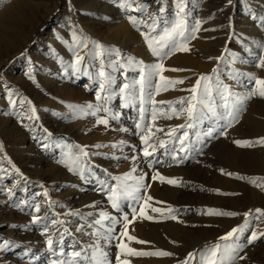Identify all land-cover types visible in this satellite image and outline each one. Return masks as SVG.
I'll list each match as a JSON object with an SVG mask.
<instances>
[{
    "label": "rangeland",
    "instance_id": "obj_1",
    "mask_svg": "<svg viewBox=\"0 0 264 264\" xmlns=\"http://www.w3.org/2000/svg\"><path fill=\"white\" fill-rule=\"evenodd\" d=\"M46 1L0 0L36 153L0 158V264H264V0Z\"/></svg>",
    "mask_w": 264,
    "mask_h": 264
},
{
    "label": "bare ground",
    "instance_id": "obj_2",
    "mask_svg": "<svg viewBox=\"0 0 264 264\" xmlns=\"http://www.w3.org/2000/svg\"><path fill=\"white\" fill-rule=\"evenodd\" d=\"M16 2V1H15ZM31 3V2H30ZM84 4V3H83ZM96 4V3H95ZM101 5V4H100ZM27 7V10L29 13L30 12H37V20H39L41 17H43V15H45L46 11L49 8V4L47 3L46 0H43L42 3H40L39 8H34V6L32 4H29V2L27 3V5H24ZM38 5H36L37 7ZM12 9V8H11ZM16 9V8H15ZM14 10V9H13ZM7 11H10V9H8ZM15 11V10H14ZM8 13V12H7ZM15 13V12H14ZM19 13V12H18ZM10 14V13H9ZM36 14V13H34ZM10 17V16H9ZM23 17V16H21ZM20 17V18H21ZM19 18V15H18ZM34 18V17H33ZM36 19V18H35ZM34 19V21H35ZM19 20V19H18ZM32 21V19H31ZM36 24V23H35ZM247 32V31H246ZM259 34V33H258ZM15 35H18L20 37H23V35L21 34V32H19L18 30L14 29L13 27H7L5 29L4 32H0V64L1 62L8 57L12 52H14L16 49H18L17 45L15 44V41L13 39V37ZM257 35V34H256ZM255 35V36H256ZM212 46V45H211ZM214 46V45H213ZM249 71V70H248ZM253 72V71H252ZM259 78L263 81V85L262 88L260 89V91H262V96L264 98V66L260 69L259 73ZM259 79V80H260ZM261 81V82H262ZM9 100V99H8ZM13 105V104H12ZM254 109V108H253ZM258 112L259 114L263 115L264 114V100L263 102H261L259 108H258ZM254 120V122H256L257 124L262 125L264 123L263 120L257 118V117H253L252 118ZM264 126V125H263ZM15 126L14 123H12V121L8 120V119H1L0 120V158L2 159L1 155H6L8 157V160L13 162L14 159L16 158V154L18 155L19 158V162L22 161L23 157L25 155H29L31 157H35L36 153L31 152L28 148H26L23 143L24 142H20V144H18L16 146V140H19V138H17V135L14 136V133L11 134V132H13ZM16 134V133H15ZM23 136H26L25 134H23ZM16 137V139H15ZM23 140V139H22ZM21 140V141H22ZM32 148V147H31ZM223 148V147H222ZM226 155V154H225ZM224 155V156H225ZM227 156L232 157V154L230 152H227ZM4 158V157H3ZM29 158V157H28ZM31 159V158H30ZM7 160V161H8ZM18 160V159H17ZM24 160V159H23ZM233 161V160H232ZM6 162V161H5ZM231 162V161H230ZM11 164V163H10ZM15 164V163H14ZM42 161L38 160L37 162V166L39 169H42ZM12 165V164H11ZM231 165V164H230ZM2 166V164L0 165ZM16 167L17 171V175L16 176H21V173H23L24 171H22V168L24 167V165H14ZM233 166V165H232ZM262 166L264 167V163L262 164ZM1 169V168H0ZM10 169V168H9ZM0 170V187L1 186H6V184L4 183V181L2 180V178L4 177V175L2 176ZM4 172V171H3ZM11 172V171H10ZM20 175H19V173ZM14 175V176H15ZM233 175L235 176V173H233ZM6 178H11L10 174L7 176H5ZM2 184V185H1ZM1 200H5L3 197H0ZM155 230V229H154ZM157 231V230H156ZM154 233V231H153ZM158 233V232H157ZM155 234V233H154ZM150 235V234H149Z\"/></svg>",
    "mask_w": 264,
    "mask_h": 264
}]
</instances>
